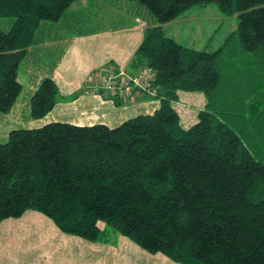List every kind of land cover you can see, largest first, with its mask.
I'll list each match as a JSON object with an SVG mask.
<instances>
[{
  "label": "trees",
  "instance_id": "trees-1",
  "mask_svg": "<svg viewBox=\"0 0 264 264\" xmlns=\"http://www.w3.org/2000/svg\"><path fill=\"white\" fill-rule=\"evenodd\" d=\"M77 1L0 0V18L15 20L0 29V113L22 96L20 69L41 24L61 21ZM128 1L159 23L146 30L126 71L154 75L132 97L156 98L160 108L116 128L50 123L11 131L0 142V223L34 210L89 242L103 240L105 223L177 264H264V0ZM213 3L239 20L216 51L164 33L162 25ZM106 78L92 76L89 89H105ZM179 92L209 99L188 129L174 109ZM58 95L57 83L45 78L31 117L45 118Z\"/></svg>",
  "mask_w": 264,
  "mask_h": 264
},
{
  "label": "crops",
  "instance_id": "crops-1",
  "mask_svg": "<svg viewBox=\"0 0 264 264\" xmlns=\"http://www.w3.org/2000/svg\"><path fill=\"white\" fill-rule=\"evenodd\" d=\"M111 6L126 11L131 25H108L98 31L90 29L78 33L74 37L68 34L74 31V26H65V32L60 21L41 24L21 66L23 70L19 79L24 95L22 93L10 113L3 114L5 117L14 116L18 111L23 115L27 113L31 121L26 129H38L50 123L116 128L140 115H152L160 108L158 99L143 94L122 101L106 89H89V78L92 76L98 80L99 77H107L110 72H131L130 64L143 42L146 30L151 24L152 28L159 26L155 18H150L145 8L136 2L112 0ZM146 16L149 23L145 21ZM156 23L158 26H155ZM56 31L62 32L58 35L59 39L53 34ZM46 48L57 49L58 59L53 66L44 67L43 71L41 65L37 69L28 67L34 66L36 61L41 62ZM45 78H52L58 85L57 104L45 118L34 120L30 113V101ZM22 99L25 102H21ZM208 106L209 99L204 93L179 92L174 109L179 114L182 126L188 129L198 122L200 112L208 109ZM13 130L18 129L3 128L4 140ZM101 228L103 240L89 242L62 232L50 218L29 210L20 218L6 219L0 223V264H177L162 254L145 251L105 225L101 224Z\"/></svg>",
  "mask_w": 264,
  "mask_h": 264
},
{
  "label": "rangeland",
  "instance_id": "rangeland-1",
  "mask_svg": "<svg viewBox=\"0 0 264 264\" xmlns=\"http://www.w3.org/2000/svg\"><path fill=\"white\" fill-rule=\"evenodd\" d=\"M111 1L112 0L77 1L60 21L64 25V31L67 32L65 26H74V31H69L68 34L76 37L78 33L91 31L90 29L98 31V29H102L108 25L121 27L130 26L131 19L129 15L125 13L126 11L122 12L121 10L114 9L111 6ZM114 6H118V4H114ZM145 12L150 15V18H154L146 9ZM14 21L13 18H0V29L9 31ZM145 21L149 23L147 16ZM43 24H51V22H43ZM238 25L239 20L237 15H225L221 12L219 5L213 3L208 7L195 6L173 22L162 27L164 33L175 39L177 43L188 48L212 53L225 44L228 37L237 31ZM155 26H158L157 23ZM152 27L151 24L150 28ZM61 33L62 32L58 31L53 32V34L57 36V39H59L58 35ZM52 50L49 48L44 49L43 51H45V54L43 55L44 57L42 56L41 62L36 61L34 66L29 65L28 67L37 69V67L39 68L41 65L42 71L44 67L51 68L58 59L57 49L53 48ZM34 59L37 58L34 57ZM46 60L48 62H45ZM22 70L23 68L20 69V72H22ZM260 92H263L262 87L260 88ZM21 102H25V99H22ZM15 113L17 114L11 117H5L0 113V120L2 119V121H0V141L3 143L7 141L4 140L3 128L26 129L28 122L31 121L30 116L27 118V113L24 115L21 111ZM18 116L19 118L17 120ZM20 119L23 121H19ZM102 225L107 226L105 223H102Z\"/></svg>",
  "mask_w": 264,
  "mask_h": 264
},
{
  "label": "built area",
  "instance_id": "built-area-1",
  "mask_svg": "<svg viewBox=\"0 0 264 264\" xmlns=\"http://www.w3.org/2000/svg\"><path fill=\"white\" fill-rule=\"evenodd\" d=\"M153 76V73L149 69H144L136 77L129 76L126 71L123 70L119 73L120 81H114L115 78L112 74H109L107 78L103 80L102 86L107 90L118 91L121 96L128 99L132 97V92L135 90L137 92L147 91L151 86Z\"/></svg>",
  "mask_w": 264,
  "mask_h": 264
}]
</instances>
